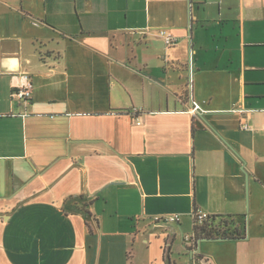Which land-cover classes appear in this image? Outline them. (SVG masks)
<instances>
[{"label": "crops", "instance_id": "obj_1", "mask_svg": "<svg viewBox=\"0 0 264 264\" xmlns=\"http://www.w3.org/2000/svg\"><path fill=\"white\" fill-rule=\"evenodd\" d=\"M0 264H264V0H0Z\"/></svg>", "mask_w": 264, "mask_h": 264}, {"label": "built area", "instance_id": "obj_2", "mask_svg": "<svg viewBox=\"0 0 264 264\" xmlns=\"http://www.w3.org/2000/svg\"><path fill=\"white\" fill-rule=\"evenodd\" d=\"M164 38H165V42L168 46H173L176 44L177 42V38L171 34L168 33L166 31H161L160 32ZM32 82L30 81L29 77H25L24 80L15 85V87L12 90V97L14 99H18V100H30L32 97ZM191 111L195 114L198 110L201 109V106L199 103H197L196 101L192 100L191 101ZM248 127V123H243L242 124V128H247ZM211 215H209L208 213L200 210V209H196V211L194 212V224H202L205 220H207ZM180 219V215L177 214H173V215H168L167 216V221H171V222H178ZM185 239L187 241H191L193 244L196 245V239L194 237V234L192 235H187L185 236ZM193 245L191 248V253L193 255V258L196 259V246Z\"/></svg>", "mask_w": 264, "mask_h": 264}, {"label": "trees", "instance_id": "obj_3", "mask_svg": "<svg viewBox=\"0 0 264 264\" xmlns=\"http://www.w3.org/2000/svg\"><path fill=\"white\" fill-rule=\"evenodd\" d=\"M89 212V211H86ZM237 223V224H236ZM234 226L232 233L227 232ZM246 227L245 218H233L224 216H210L202 224H194V237L196 241L203 238L229 237L234 238L243 236Z\"/></svg>", "mask_w": 264, "mask_h": 264}, {"label": "rangeland", "instance_id": "obj_4", "mask_svg": "<svg viewBox=\"0 0 264 264\" xmlns=\"http://www.w3.org/2000/svg\"><path fill=\"white\" fill-rule=\"evenodd\" d=\"M231 230L229 231V230H227V232H230V233H232L233 232V230H234V226H231V228H230Z\"/></svg>", "mask_w": 264, "mask_h": 264}, {"label": "water", "instance_id": "obj_5", "mask_svg": "<svg viewBox=\"0 0 264 264\" xmlns=\"http://www.w3.org/2000/svg\"><path fill=\"white\" fill-rule=\"evenodd\" d=\"M204 239H206V238H203L201 240H204ZM211 239H225V238H211Z\"/></svg>", "mask_w": 264, "mask_h": 264}, {"label": "clouds", "instance_id": "obj_6", "mask_svg": "<svg viewBox=\"0 0 264 264\" xmlns=\"http://www.w3.org/2000/svg\"><path fill=\"white\" fill-rule=\"evenodd\" d=\"M12 66L15 67V62H12Z\"/></svg>", "mask_w": 264, "mask_h": 264}]
</instances>
